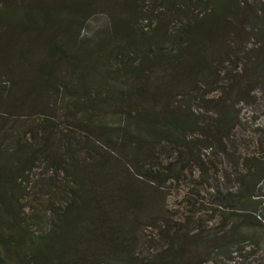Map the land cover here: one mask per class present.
I'll use <instances>...</instances> for the list:
<instances>
[{
  "label": "rangeland",
  "instance_id": "rangeland-1",
  "mask_svg": "<svg viewBox=\"0 0 264 264\" xmlns=\"http://www.w3.org/2000/svg\"><path fill=\"white\" fill-rule=\"evenodd\" d=\"M259 2L264 5L243 0ZM7 3L24 7L26 20L36 14L38 25L18 34L16 21L0 18L3 152L16 145L40 151L48 130L52 151L68 144L80 159L121 181L130 197L123 202L128 211L117 193L110 196L114 208H83L62 241L87 236L84 251L106 254L108 247H120L108 245L106 237H119L127 245L121 253L114 250L121 255L118 264H264V60L257 59L264 37L251 27L250 12L234 19L217 47H207L209 67L173 78L165 54L151 59L139 76L132 75L137 63L120 71V51L155 36L163 51L189 61L186 44L169 38L180 26V3L172 9L167 0H0V9ZM242 70L239 80L235 75ZM107 86H115L111 98ZM122 90L126 96L143 92V100L117 102ZM164 103L186 119L187 146L142 138L128 123V113L151 119ZM42 152L20 197L24 214L37 216L29 218L35 233L49 230V208L69 203L73 186L71 178L48 169L50 155ZM224 195L235 200V209L217 204ZM134 199L146 204L133 205ZM110 221L119 232L109 231Z\"/></svg>",
  "mask_w": 264,
  "mask_h": 264
},
{
  "label": "trees",
  "instance_id": "trees-1",
  "mask_svg": "<svg viewBox=\"0 0 264 264\" xmlns=\"http://www.w3.org/2000/svg\"><path fill=\"white\" fill-rule=\"evenodd\" d=\"M184 1L167 0V5H170L172 9L178 3L185 6L181 11L180 26L170 33L169 38L170 42L177 46L186 44L187 51L185 53L189 56V61L183 62L180 60L181 58L171 56L170 51H163V40L161 39L162 42H158L155 39L156 37L153 36V41L148 44L144 42L135 50L120 51L123 55L120 71L126 67L131 68L137 63L132 75L139 76L143 74L145 66L149 64L151 59L153 60L154 57L165 54L170 61L171 76L173 78L182 71L187 76L195 75L202 69L209 67L208 60L210 56L207 55V47L212 45L217 47L229 32L233 22L235 20L239 22V17L246 14L245 12H250L251 15L248 14V16L252 23L251 27L256 30L257 36L264 37L263 3L245 4L243 0H196V5H192L191 1L188 3ZM197 5H199V8L201 7L199 11L194 8ZM246 7H249L250 11H246ZM32 10L33 12L38 11L36 9ZM24 11V7L16 8L7 3L5 7L0 9V18L9 19L10 23L13 20L16 21L14 29L18 31V34L34 31V28L38 25L37 15L32 14L31 19L26 20L24 19ZM139 34L143 36L142 32ZM130 44L136 45L135 42ZM74 57L75 55L69 56V59L74 61ZM257 59L258 61L264 60V52L259 54ZM252 65L255 68L260 64L253 63ZM244 72L246 71L242 70L235 76L241 80ZM83 73L84 76L89 75L86 70ZM107 88L108 96L111 98L112 94L115 93V86H107ZM143 95V92H141L136 95L130 93L126 96L122 90L114 98L117 102H126L132 106L134 101H142ZM227 113L228 111H224L221 115L222 120L226 119ZM127 121L129 124L135 125L136 134L142 138L143 136H152L176 142L180 147L188 145L187 135L189 132L187 130L191 129L185 124L186 119L180 113H176L169 108L167 103H164L162 111L151 119L150 117H134L128 113ZM43 132L44 137L39 139L38 142L41 147L40 151L35 148H28L30 145L26 146L27 149L16 145L11 151L4 153V144L0 141V264H118V258L120 257L117 256L121 255L114 253V250H119L121 253L127 245L121 240L119 241V237L114 235L113 237H106L108 245L112 241L120 245V247H108L109 251L106 254L103 252L97 254L95 250L84 251L81 245L91 242L87 236H78L76 240L69 244L62 241V239L83 208L95 205L98 209H103L111 204L113 207L110 208H114L117 203L110 200L111 194L117 193V201L120 204L122 203L125 211H128V207L123 206V202L126 204L130 197L128 198L129 194L124 192L123 183L115 178H108L109 176L102 169L103 166L99 164L92 165L87 158L80 159L66 143H63V145H66L64 151H60V147L52 151L51 143H53L54 135L48 130ZM135 136L133 134L132 138H136ZM137 142L133 141V144H137ZM41 151L45 155H50L48 169L57 176L63 175L71 178L73 186L69 203L62 208H49L51 213L49 230L35 233L29 218H37V216L35 214L28 216L24 214L22 210L25 206L20 204V197L24 190L23 182L27 180L28 174L33 170L38 153ZM92 195H95V197ZM225 203L228 204L226 208L235 209V200L229 196L224 195L217 204L222 206ZM145 204L143 199H134L133 205ZM231 213H234V211H231ZM106 220H109V218ZM135 223L136 219L127 221V224L131 226ZM105 226L109 231L119 232L120 230L119 225H115L111 221L106 223Z\"/></svg>",
  "mask_w": 264,
  "mask_h": 264
}]
</instances>
